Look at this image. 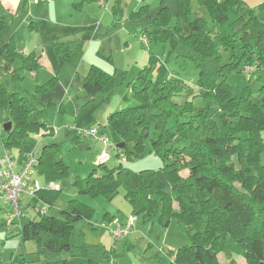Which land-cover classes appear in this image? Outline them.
I'll return each instance as SVG.
<instances>
[{"label": "trees", "instance_id": "obj_1", "mask_svg": "<svg viewBox=\"0 0 264 264\" xmlns=\"http://www.w3.org/2000/svg\"><path fill=\"white\" fill-rule=\"evenodd\" d=\"M196 1L209 18L211 29H206L202 13L192 12L190 0H174L176 23L172 34L175 59L192 61L198 72L197 90L186 86L176 74L170 76L165 63L150 54L147 66L128 83L133 103L107 116V127L118 137L114 148L120 164L111 169L107 163L98 165V170L75 181L74 186L81 196H100L107 201L122 187L133 216L141 215L145 221L158 219L165 229L175 220L190 244L170 252L169 264H215L218 255L227 264H235L234 254L249 264H261L264 87L256 96L237 99L226 81L228 75L241 74L247 66H254L256 78L264 70V0L255 8H248L243 0ZM143 9L146 7L132 19L140 20ZM148 21L154 30L166 29L169 12L163 8ZM8 23L0 5V107L11 122L8 132L0 128V141L5 151L16 148L25 155L37 150L34 134L52 130L46 112L55 102L38 109L18 86L25 72L41 68V56L24 54L11 37L5 41ZM83 52V41L79 40L48 47L45 56L53 72L50 83L64 63L77 67ZM224 53H230L226 60ZM17 59L22 63L18 70L14 68ZM106 60L111 62L110 58ZM122 75L116 69L108 74L91 65L81 89L90 97L102 96L108 102L122 84ZM145 142L161 161L163 180L159 176V181L153 170L132 172L122 165L125 160L140 157ZM122 143L123 148H117ZM37 160L38 175L45 183L57 184L59 190L40 191L29 203L34 208L40 202L48 210L70 185L68 169L59 156L58 145L43 146ZM92 213L93 209L80 201L70 200L58 218L38 213L39 219L26 221L20 228V240L35 244L39 264L102 263L108 255L99 237L91 233ZM78 221L87 222L79 238L73 227ZM0 228L7 230L3 222Z\"/></svg>", "mask_w": 264, "mask_h": 264}, {"label": "rangeland", "instance_id": "obj_2", "mask_svg": "<svg viewBox=\"0 0 264 264\" xmlns=\"http://www.w3.org/2000/svg\"><path fill=\"white\" fill-rule=\"evenodd\" d=\"M243 1L248 8H255L263 0ZM0 5L9 22L4 40L11 37L13 45L24 54L35 53L43 59V62L40 59L43 66L37 72H25L18 86L38 109L48 106L51 101L55 102L46 112V120L53 127L52 130H41L33 135L38 144L35 154L37 156L43 146L58 145L59 156L68 169L70 185L63 190L55 205L47 210L46 216L58 218V213L66 208L68 201L78 200L93 209L89 222L94 228L91 233L99 237L108 255L107 260L99 264H169L172 258L170 252L190 244L189 238L180 231L175 220L165 229L158 219L145 221L141 215L133 216L122 187L112 200L107 201L100 196L79 195L74 182L84 180L93 170H98L95 162L105 152L110 158L107 168L120 164L114 148L118 137L107 127V116L133 103L132 88L128 83L133 82L140 70L147 66L150 54L165 63L170 76L176 74L186 86L197 90L198 72L192 61L175 59L173 53L172 27L176 23L174 0H1ZM190 6L192 12L203 14L206 29L210 30V20L197 1L190 0ZM142 7L146 9L141 11L144 14L140 18L141 22L139 19L133 20L132 15ZM163 8L169 12L170 25L157 31L147 24L148 19L153 21ZM160 36L165 39L161 40ZM142 37L147 38V46L140 42ZM75 40L83 41L84 52L80 63L77 67L64 63L56 79L50 83L53 72L45 58L46 49L57 42ZM228 56L230 53L223 54L225 60ZM91 65H99L112 74L115 69L123 73L122 84L108 102L102 96L90 97L81 89V79ZM21 66V60L17 59L14 68L18 70ZM151 77L154 79L155 74ZM226 82L234 90L237 99L249 94L256 96L264 87V70L257 78L254 74L244 76L242 73H232ZM262 109L264 111V104ZM8 118V113L0 107V128L10 122ZM92 127L97 128L99 137H105L113 147L106 148L101 141L77 140L70 135L77 133L78 129ZM262 137L264 140V131ZM145 147L140 157L125 160L122 165L132 172L153 170L157 179L160 176L163 180L161 161L151 152L149 142H145ZM4 153L0 141V158ZM9 153L15 159L21 157L16 148H11ZM182 175L186 176V173ZM37 179L45 183L41 175H37ZM22 207L23 215L18 218L19 223L17 219L6 231L0 228V264L40 263L35 244L23 243L19 232L29 219H39L38 213L43 206L37 202L33 208L28 202ZM6 211L7 204L1 202L0 223L6 217ZM131 218L134 219L131 233L121 240H113L110 235L112 225L124 224ZM86 224V221L73 224L75 237L81 236ZM233 259L235 264H249L238 254H234ZM215 264H227V261L218 255Z\"/></svg>", "mask_w": 264, "mask_h": 264}, {"label": "built area", "instance_id": "obj_3", "mask_svg": "<svg viewBox=\"0 0 264 264\" xmlns=\"http://www.w3.org/2000/svg\"><path fill=\"white\" fill-rule=\"evenodd\" d=\"M29 1V0H25ZM99 5H102L101 3ZM140 42L148 45L146 37H142ZM254 66H247L242 69L244 76L254 74ZM77 135L81 140L101 141L106 148H112L113 145L108 142L105 137H99L97 128H81L77 130ZM110 160L107 153L96 160V164H105ZM38 160L35 152L21 155L19 159L11 156L9 151H5L0 158V203L6 202L8 204V211L5 219L2 221L7 227L13 224L15 219L23 215V200L31 201L40 191H58L59 186L54 183H41L37 179ZM39 210L40 214H46V207L42 204ZM131 218L128 222L122 224H113L110 229V235L113 240H121L127 237L132 231Z\"/></svg>", "mask_w": 264, "mask_h": 264}, {"label": "crops", "instance_id": "obj_4", "mask_svg": "<svg viewBox=\"0 0 264 264\" xmlns=\"http://www.w3.org/2000/svg\"><path fill=\"white\" fill-rule=\"evenodd\" d=\"M150 19V18H149ZM140 21V20H139ZM138 22V21H137ZM141 22V21H140ZM100 56V55H99ZM46 58V57H45ZM101 58H103V57H101ZM47 59V58H46ZM105 59V58H104ZM45 60V59H44ZM41 61L43 62V59H42V57H41ZM42 62H40V64H41V66H43L42 65ZM93 66H98V68L100 67L99 65H93ZM100 69L101 70H103L104 72H106V73H108V74H112V73H110V72H108V71H106L105 69H103L102 67H100ZM246 79V78H245ZM82 80H83V78L81 79V82H82ZM52 127V126H51ZM53 128V127H52ZM74 137L76 136V137H78V135H77V133H75V135H73ZM4 203H6V202H4ZM24 203H28L26 200H23V202H22V204H24ZM7 204V203H6ZM7 211H8V204H7ZM6 211V212H7ZM16 220L17 219H15L14 221H13V223H15L16 222ZM20 222V219H18V222L17 223H19Z\"/></svg>", "mask_w": 264, "mask_h": 264}, {"label": "water", "instance_id": "obj_5", "mask_svg": "<svg viewBox=\"0 0 264 264\" xmlns=\"http://www.w3.org/2000/svg\"><path fill=\"white\" fill-rule=\"evenodd\" d=\"M10 128H11V122L6 123L5 125L2 126V129H3V131H5V132H8V131L10 130ZM123 146H124L123 143H122V144H118V145H117V148L122 149ZM261 264H264V263H261Z\"/></svg>", "mask_w": 264, "mask_h": 264}]
</instances>
